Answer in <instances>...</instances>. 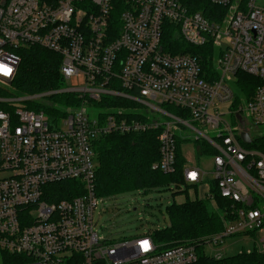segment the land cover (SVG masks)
<instances>
[{
    "label": "built area",
    "instance_id": "built-area-1",
    "mask_svg": "<svg viewBox=\"0 0 264 264\" xmlns=\"http://www.w3.org/2000/svg\"><path fill=\"white\" fill-rule=\"evenodd\" d=\"M167 27L189 46L210 44L213 70L205 72L194 53L165 50ZM35 46L61 56L64 87L0 98L14 105L0 110V264L197 262L195 244L163 247L151 230L118 241L96 231L95 140L158 128L161 157L152 168L175 172L178 138L183 144L196 132L210 168L185 157L179 187L195 189L211 175L231 202L235 219H224L225 230L206 247L222 258L227 236L259 228L256 247L264 251V0H0V65L11 69L0 71V86L17 75L21 49ZM79 76L81 85L70 83ZM66 93L77 102L67 100L64 114L27 107L58 106L52 96ZM108 96L134 106L92 116L89 107ZM67 181L82 193L59 198L54 186ZM197 199L218 209L211 185Z\"/></svg>",
    "mask_w": 264,
    "mask_h": 264
},
{
    "label": "trees",
    "instance_id": "trees-1",
    "mask_svg": "<svg viewBox=\"0 0 264 264\" xmlns=\"http://www.w3.org/2000/svg\"><path fill=\"white\" fill-rule=\"evenodd\" d=\"M163 47L168 52L178 54V52H189L199 56L205 72L213 70L212 57L213 47L189 46L183 39L175 35L172 27H167L163 37ZM22 57L17 70V75L10 83V86H0V98L8 99L12 97L33 96L37 93L49 92L51 90L64 87L63 78L59 68L62 58L51 50L40 46L23 48L20 51ZM241 80L252 84L253 77L246 74H239ZM256 82V81H255ZM246 94H251L247 90L248 83L242 84ZM246 88V90H245ZM51 100L59 103L58 106L50 105L47 101L39 105L29 104V109H45L50 115L52 113L64 114V104L67 100L76 101L73 93L52 96ZM77 102V101H76ZM134 106L132 102L124 99L118 100L111 96L103 97L101 101L95 103L99 109L108 106ZM14 105L10 102L0 101V110L13 111ZM171 111L177 109L167 106ZM138 117V114H131ZM161 129H152L145 132L119 134L110 133L107 136L95 140L94 149L97 156V175L95 179V194L98 196H111L117 192L131 190L153 189L156 186L168 184L169 181L177 183L183 182L184 165L186 158L182 153V139L178 138L176 170L172 173H164L160 169L152 168L155 162L160 160V140H158ZM201 145L200 141L195 142ZM259 147V142L255 143ZM211 152V151H210ZM198 153H200L198 151ZM204 155L210 154L204 151ZM201 154V153H200ZM75 181H67L54 189L61 191L59 198H68L80 195L83 190H78ZM211 192L215 196L218 209L213 207L209 199L186 200L182 204L176 201L168 206L170 213L169 226L162 229L150 231L151 237L163 247L171 245L190 243L195 244L199 253L198 261L193 264H264V251L256 246L250 252L242 250L240 253L227 255V257L216 258L214 255L205 253L209 238L214 234H220L225 230L224 219H235L231 212V202L222 198L219 194L217 182L212 180ZM176 194V193H175ZM257 204H255L256 206ZM259 228L233 234L230 236L248 235L255 237Z\"/></svg>",
    "mask_w": 264,
    "mask_h": 264
},
{
    "label": "rangeland",
    "instance_id": "rangeland-1",
    "mask_svg": "<svg viewBox=\"0 0 264 264\" xmlns=\"http://www.w3.org/2000/svg\"><path fill=\"white\" fill-rule=\"evenodd\" d=\"M70 83L81 85L83 77H73L70 79ZM98 110L96 106L89 107V113L92 116ZM260 130L264 131V126H261ZM196 135V132L190 133L191 140L182 144V153L185 157L191 158L195 165L209 169L210 157L198 153L195 147ZM210 176L206 178L207 183L212 180ZM179 189L181 188L177 182L169 181L168 184L156 186L149 190L139 188L117 192L111 196H99L100 204L95 217L96 231L111 241H118L133 239L146 230L162 229L169 226L168 206L175 201H181L182 194L190 191L192 187L183 186L182 193L177 192ZM262 236L263 232L257 233L255 237L248 235L227 236L223 246L229 253L248 251L261 243ZM205 251L211 256L215 254L214 248L209 246L206 247Z\"/></svg>",
    "mask_w": 264,
    "mask_h": 264
},
{
    "label": "crops",
    "instance_id": "crops-1",
    "mask_svg": "<svg viewBox=\"0 0 264 264\" xmlns=\"http://www.w3.org/2000/svg\"><path fill=\"white\" fill-rule=\"evenodd\" d=\"M211 182L212 181H210V183H207V181H206L203 185L197 186L195 189H193V188L190 189V191L185 192L184 195L182 194L183 198L181 201H178V202L176 201V202L179 204H182L186 200H197L198 197H202V198L205 197L206 192L208 190H210ZM180 193H182V192H180ZM220 251L224 257H227V255L237 254V253L227 252L226 249L224 248V246L222 247V249Z\"/></svg>",
    "mask_w": 264,
    "mask_h": 264
},
{
    "label": "snow or ice",
    "instance_id": "snow-or-ice-1",
    "mask_svg": "<svg viewBox=\"0 0 264 264\" xmlns=\"http://www.w3.org/2000/svg\"><path fill=\"white\" fill-rule=\"evenodd\" d=\"M0 71H3L5 74H8L11 72V69L0 65Z\"/></svg>",
    "mask_w": 264,
    "mask_h": 264
},
{
    "label": "water",
    "instance_id": "water-1",
    "mask_svg": "<svg viewBox=\"0 0 264 264\" xmlns=\"http://www.w3.org/2000/svg\"><path fill=\"white\" fill-rule=\"evenodd\" d=\"M243 137L245 138V140H246L247 143H250L251 142L250 138L247 136L246 133H243Z\"/></svg>",
    "mask_w": 264,
    "mask_h": 264
}]
</instances>
